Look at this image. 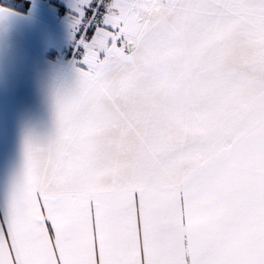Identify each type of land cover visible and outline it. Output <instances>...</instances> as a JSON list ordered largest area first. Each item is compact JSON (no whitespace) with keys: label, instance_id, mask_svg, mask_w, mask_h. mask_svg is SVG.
Instances as JSON below:
<instances>
[{"label":"snow or ice","instance_id":"1","mask_svg":"<svg viewBox=\"0 0 264 264\" xmlns=\"http://www.w3.org/2000/svg\"><path fill=\"white\" fill-rule=\"evenodd\" d=\"M0 264H264V0H0Z\"/></svg>","mask_w":264,"mask_h":264}]
</instances>
